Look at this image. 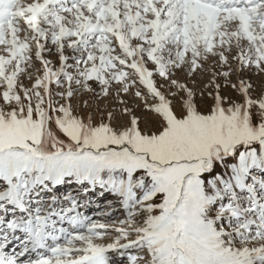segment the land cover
<instances>
[{"label":"snow or ice","instance_id":"snow-or-ice-1","mask_svg":"<svg viewBox=\"0 0 264 264\" xmlns=\"http://www.w3.org/2000/svg\"><path fill=\"white\" fill-rule=\"evenodd\" d=\"M0 264H264V0H0Z\"/></svg>","mask_w":264,"mask_h":264}]
</instances>
